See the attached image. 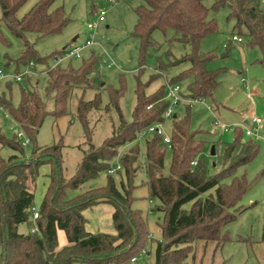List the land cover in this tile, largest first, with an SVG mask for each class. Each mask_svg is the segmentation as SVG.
Wrapping results in <instances>:
<instances>
[{
	"label": "trees",
	"instance_id": "16d2710c",
	"mask_svg": "<svg viewBox=\"0 0 264 264\" xmlns=\"http://www.w3.org/2000/svg\"><path fill=\"white\" fill-rule=\"evenodd\" d=\"M27 1L0 0V28L6 25L13 35L24 42L25 50L17 64L33 61L44 63L61 51L40 56L27 34L35 33L37 38L58 34L69 22V17L62 6H54L56 0H38L30 10L19 16L18 11ZM145 2L136 9L137 22L134 27V34L141 41V69L145 65L148 49L154 43L153 32L174 30L175 39L189 44L190 52L182 60L189 61L190 67L168 82L176 83L180 79L190 78L188 97L199 100L213 97L219 85L218 74L222 70L207 68V63L215 58V54L201 51L200 45L206 36L218 32L217 20L211 12L222 6H229L228 17L235 22L234 36L237 33L245 35L247 45L258 46L262 52L259 63L264 66L263 0H213L211 6L205 0ZM96 61L92 55L77 68L60 64L48 69L46 95L53 96L55 117L67 113L73 87L92 86L89 75ZM122 92L123 88L110 89L111 103L119 112ZM135 92L132 120L127 122L121 115L119 127L101 145L89 141V147L70 179L64 177L60 167L62 139L50 146H38L36 143V135L49 113L39 93L35 89H23L17 106L0 96V107L20 126L30 144L33 143L32 154L25 156L26 146L17 133L10 139L0 127V151L8 146L19 152L8 158L0 152V264H72L75 261L82 264H126L141 252L147 237L146 227L140 213L131 207L133 179L141 167L137 145L132 146L120 159L126 175V182L121 180V188L109 176L105 186L89 187L74 196L66 193L67 188L78 189L101 172L110 170L111 160L123 144L134 142L149 126L165 119L164 112L169 104L166 84L147 94L145 84L139 82ZM100 105L98 95L91 100L81 98L78 102V117L87 135L90 134L88 115L92 110L100 109ZM187 109L186 115L175 114L173 117L168 175L163 173L166 144L162 142V136L154 133L146 140L144 166L149 196L160 201L157 209L164 213L161 225L163 238L157 241L154 264H201L203 259L197 261L198 248H203L204 257L209 244L215 246L214 252L224 245L229 235L223 232V227L243 211L237 205L248 187L246 177L235 173L259 151V145L252 136L236 126L232 141L224 145L221 171L209 175L204 163L197 158L204 142L191 128V105H187ZM195 159L197 163L193 164ZM44 163L58 164V168L54 167L48 174L49 183L38 210L40 216L34 219V187L39 166ZM229 176H232V180L228 183L225 179ZM206 193L209 194L204 197ZM105 202L114 208L112 219L116 233L86 230L84 210ZM189 203L190 207L187 208ZM33 219L36 220L35 224ZM21 223L36 226V230L22 233L18 230ZM59 229L65 231L67 238V243L62 247L58 246Z\"/></svg>",
	"mask_w": 264,
	"mask_h": 264
},
{
	"label": "rangeland",
	"instance_id": "374dc122",
	"mask_svg": "<svg viewBox=\"0 0 264 264\" xmlns=\"http://www.w3.org/2000/svg\"><path fill=\"white\" fill-rule=\"evenodd\" d=\"M38 0H28L18 11L21 16L26 13ZM145 0H56L54 6H62L69 22L63 30L55 35L37 38L35 33H28L27 37L40 56H48L53 52H63L74 45H81L91 39L93 43L86 46L79 57L72 56L64 60L61 66L72 65L77 68L83 60L92 55L96 58L94 69L90 73L92 86L73 87L67 105V113L55 117L56 109L53 96L46 95L48 69L53 67L52 59L47 62H34L29 73L28 64H17L24 48L21 38L13 35L6 25L0 28V66L6 76L0 79V96L11 101L13 106L20 102L23 89H35L46 102L49 113L45 117L39 132L36 135L38 146H50L62 139V156L60 167L66 179H70L81 162L84 151L89 147V141L97 146L113 134L121 123V115L129 122L133 118L136 105V87L139 82L145 84V92L152 94L166 84L167 80L177 77L183 70L190 67L189 61H183L184 55L190 52L187 42L175 39L176 33L169 29L165 33L156 30L152 34L154 43L149 47L145 65L140 66L141 41L134 34L137 22L136 9L144 5ZM211 6L213 0H205ZM264 6V3H262ZM104 10L103 21H98L99 13ZM229 6L220 7L212 11L219 30L206 36L200 45L201 51L212 52L215 58L207 63L209 70L222 71L218 74L219 85L213 97L197 100L190 104L187 85L190 78H183L176 82L181 87L185 101L173 109L174 114L184 116L187 114V105H191L190 120L192 130L197 131L198 139L203 140V148L197 155L209 175H214L222 169V154L226 142L232 141L236 126L246 125L254 116L262 119L260 124L251 123L255 128L252 138L259 145L257 155L247 164L240 166L235 175L245 176L248 187L241 197L237 208L243 211L223 227V232L229 239L214 252L215 246L209 244L203 257V248L197 249V261L203 259L201 264H212L225 261L226 264H264L263 216H264V66L259 63L262 57L258 46L247 45L245 35L238 34L241 40L234 39V20L229 19ZM95 24L89 29L88 24ZM77 37L76 41L73 39ZM113 62L109 66V62ZM162 64V66H161ZM162 67V68H160ZM17 73H24L22 81L11 78ZM157 74V75H156ZM155 76V77H152ZM123 88L119 97L121 112L111 103L110 89ZM98 95L101 99L100 109L92 110L88 115L90 134L87 135L85 127L78 117V102L81 98L91 100ZM215 122L229 127L222 130ZM0 127L2 132L10 139L15 133L21 131L20 126L6 114L0 107ZM173 117L165 118L159 128L164 136L172 135ZM154 133L138 137L134 142L123 144L111 160V168L121 165V157L134 145L139 148L141 167L133 179L132 203L133 210L138 211L145 223L147 237L143 241V249L135 260L126 264H154L156 260L155 248L157 241L162 240L161 225L164 213L157 209L160 201L151 199L147 184V171L145 169L146 140ZM216 146V154L211 155V147ZM33 143L24 148L25 156H30ZM3 157L19 153L8 146L1 148ZM172 151L166 145L164 155V175L170 173ZM58 164L44 163L39 166V174L34 187V206L37 210L46 192L49 178L48 174ZM115 179L121 188V180L126 182L125 168L110 172L105 170L96 178L84 183L80 188H67L68 196H74L89 187L105 186L108 177ZM232 176L225 179L231 182ZM214 193V191H211ZM209 193L203 196H208ZM190 207V203L187 204ZM114 208L110 203H100L84 210L87 217L86 230L97 233L105 232L115 234L112 214ZM36 220L33 219V224ZM31 225L21 223L18 230L28 233ZM67 243L65 231L58 230V246ZM2 246L0 245V256ZM72 264H82L75 261Z\"/></svg>",
	"mask_w": 264,
	"mask_h": 264
},
{
	"label": "built area",
	"instance_id": "2783aa9c",
	"mask_svg": "<svg viewBox=\"0 0 264 264\" xmlns=\"http://www.w3.org/2000/svg\"><path fill=\"white\" fill-rule=\"evenodd\" d=\"M264 2V0H263ZM104 16H105V11L102 10L99 15H98V21H103L104 20ZM95 24H88V28L91 29L94 27ZM234 39L236 40H241L240 37L238 36H234ZM93 43V41L91 39L86 40V42H84L81 45H74L73 47H71L70 49H64L63 52H59L57 54H55L51 59H52V63H53V67H56L60 64H62V62L72 56H76L79 57L81 54V51L86 47L89 46ZM114 63L111 61L109 62V66H112ZM29 69L28 71L24 72V73H29L34 64L33 62H30L29 64ZM24 73H17L11 76L12 79H14L15 81H22L23 77H24ZM6 74L2 68V66H0V79L5 78ZM166 98L169 101V104L164 112V118H171L174 117V112L173 109L176 108L177 105H179L182 101H185L184 96L181 93V87L177 84V83H170L166 82ZM198 99H188L187 101L190 102V104H192L193 102L197 101ZM262 122V119L259 117L254 116L251 120V122L248 121V123H246V125H243V129L245 131V133L248 136H253L254 135V131L255 128L250 127L251 123L254 124H260ZM161 123H157V124H153L151 126H149L145 131H143V133L141 134V136L147 135L148 133H157L159 135L162 136V142L164 144H166L169 148H171V137L170 136H164L162 134L161 129L159 128V125ZM215 125L219 126L222 130H228L229 127L221 124L220 122H215ZM17 137L21 140L22 144L24 146H28L30 144V140L29 138L25 135V133L21 130L19 132H17ZM193 164L197 163V160H193L192 162ZM121 168V165H118L117 167H113L110 168V172H115L117 170H119ZM40 216L39 211L33 207V218L36 219ZM32 231L36 230V226H32L31 228ZM133 261L135 260V258L132 259Z\"/></svg>",
	"mask_w": 264,
	"mask_h": 264
},
{
	"label": "water",
	"instance_id": "95a60500",
	"mask_svg": "<svg viewBox=\"0 0 264 264\" xmlns=\"http://www.w3.org/2000/svg\"><path fill=\"white\" fill-rule=\"evenodd\" d=\"M76 39H77V37H75L74 39H73V41H76ZM176 115H174V117H175ZM210 153H211V155H215L216 154V146L215 145H213L212 147H211V151H210Z\"/></svg>",
	"mask_w": 264,
	"mask_h": 264
},
{
	"label": "crops",
	"instance_id": "0c3cea01",
	"mask_svg": "<svg viewBox=\"0 0 264 264\" xmlns=\"http://www.w3.org/2000/svg\"><path fill=\"white\" fill-rule=\"evenodd\" d=\"M246 123H248V121L246 120Z\"/></svg>",
	"mask_w": 264,
	"mask_h": 264
}]
</instances>
